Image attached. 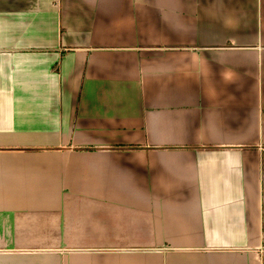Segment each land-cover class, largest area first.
<instances>
[{
    "label": "crops",
    "instance_id": "1",
    "mask_svg": "<svg viewBox=\"0 0 264 264\" xmlns=\"http://www.w3.org/2000/svg\"><path fill=\"white\" fill-rule=\"evenodd\" d=\"M264 0H0V264H264Z\"/></svg>",
    "mask_w": 264,
    "mask_h": 264
},
{
    "label": "built area",
    "instance_id": "2",
    "mask_svg": "<svg viewBox=\"0 0 264 264\" xmlns=\"http://www.w3.org/2000/svg\"><path fill=\"white\" fill-rule=\"evenodd\" d=\"M262 253H263V255H264V249L262 250Z\"/></svg>",
    "mask_w": 264,
    "mask_h": 264
}]
</instances>
